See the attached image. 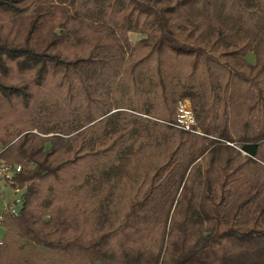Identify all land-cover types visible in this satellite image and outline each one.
I'll return each mask as SVG.
<instances>
[{
	"label": "trees",
	"instance_id": "1",
	"mask_svg": "<svg viewBox=\"0 0 264 264\" xmlns=\"http://www.w3.org/2000/svg\"><path fill=\"white\" fill-rule=\"evenodd\" d=\"M116 31L135 103L98 116ZM0 161V264H264V0H0Z\"/></svg>",
	"mask_w": 264,
	"mask_h": 264
},
{
	"label": "rangeland",
	"instance_id": "2",
	"mask_svg": "<svg viewBox=\"0 0 264 264\" xmlns=\"http://www.w3.org/2000/svg\"><path fill=\"white\" fill-rule=\"evenodd\" d=\"M114 35H117V36L114 37L115 40L109 45V52H111V55L109 56L111 58L112 65L111 63L109 64L110 66L106 65L110 68L107 67L105 70V73L102 75L98 72V65L96 64H92L82 71L83 76L86 79V84L88 85L89 89L93 91L94 105L92 106L91 113L92 114L95 113L98 116L102 114L101 113L102 111L106 110L108 103H114L115 99L118 102L120 101L123 102V101H126L127 99L130 103L132 104L135 103V101L131 98V92L127 96H124V93L121 90L116 92V86L120 82V78L122 77L121 73L123 72L121 71L122 68H120L121 65H120V60H119L122 57L121 51L122 50L125 51L126 57H128V54H130V49H128L125 46V44L122 43L123 42L122 39L124 38V36L119 35L117 31H116V34ZM127 38L130 44L134 46L137 44V42L140 39L144 37L142 35L129 33L127 35ZM121 43L122 45H120ZM146 53L147 52L143 49L135 50L133 53L134 58H131V61L134 59L141 61L145 57ZM247 60L250 63L254 62L252 55H249L247 57ZM133 62H135V60ZM136 70L138 71L141 70L143 73L147 74L145 78L146 80L145 82L149 84L147 87V90L148 89L150 90V92L148 93V98L150 99V101H152L151 98H154L155 100L153 101L155 102L154 104L155 109L159 110L162 114H164V110L160 108L159 99L158 97L155 96L156 95L155 92L154 93L152 92V88H151V85L154 82L153 66H152L151 61L148 60L145 63H138V66L136 67V69H134V72ZM134 72L129 70L130 77L134 75ZM177 115H178V120L181 122V125L185 129H188V130H191V132L200 134V131L198 128L191 129L192 127L195 126V121H194L193 112H192L191 104L189 100H184L178 103ZM18 206H19V203H18ZM1 237L2 235L0 236V238Z\"/></svg>",
	"mask_w": 264,
	"mask_h": 264
},
{
	"label": "crops",
	"instance_id": "3",
	"mask_svg": "<svg viewBox=\"0 0 264 264\" xmlns=\"http://www.w3.org/2000/svg\"><path fill=\"white\" fill-rule=\"evenodd\" d=\"M24 193L25 189H20L17 193L14 187H11L8 182L2 183L0 185V215H4L9 205L14 204L17 206V204L21 202ZM3 231L4 230L0 227V233L3 234ZM2 234H0V236Z\"/></svg>",
	"mask_w": 264,
	"mask_h": 264
},
{
	"label": "built area",
	"instance_id": "4",
	"mask_svg": "<svg viewBox=\"0 0 264 264\" xmlns=\"http://www.w3.org/2000/svg\"><path fill=\"white\" fill-rule=\"evenodd\" d=\"M24 171L21 165H6L0 161V185L2 183L8 182L11 187H14V190L18 193L20 188L18 186H13V183L11 181V178L17 174H20ZM6 212H9L10 214H15L17 212V208L14 204L9 205L6 208ZM3 221V215H0V225Z\"/></svg>",
	"mask_w": 264,
	"mask_h": 264
}]
</instances>
